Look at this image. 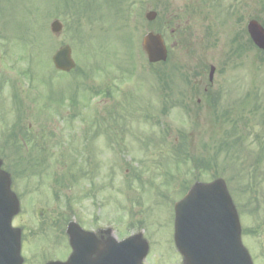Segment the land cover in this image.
I'll list each match as a JSON object with an SVG mask.
<instances>
[{
    "label": "rangeland",
    "instance_id": "374dc122",
    "mask_svg": "<svg viewBox=\"0 0 264 264\" xmlns=\"http://www.w3.org/2000/svg\"><path fill=\"white\" fill-rule=\"evenodd\" d=\"M203 1L204 17L202 0H0V157L20 199L14 224L24 221L35 235L46 222L39 235L51 247L56 228L48 223L71 211L84 227L108 226L117 239L142 231L145 264H181L173 203L193 182L220 177L243 245L253 264H264V53L251 46L228 56L241 31L239 43L249 46V18L264 24V0ZM150 9L158 16L147 22ZM53 19L62 23L58 35L49 29ZM177 24L180 34L171 35ZM148 31L160 33L170 50L165 64H148L141 47ZM187 32V50L172 45ZM64 44L76 63L68 74L51 62ZM203 63L216 68L212 107L202 88L194 94L184 80L197 82L192 74ZM190 92L187 111L166 98ZM17 114L19 127L43 134V151L2 149ZM26 157L43 163L41 170L25 167ZM54 243L47 253L56 258L66 247L60 236ZM31 247L25 264H42L39 247Z\"/></svg>",
    "mask_w": 264,
    "mask_h": 264
},
{
    "label": "water",
    "instance_id": "95a60500",
    "mask_svg": "<svg viewBox=\"0 0 264 264\" xmlns=\"http://www.w3.org/2000/svg\"><path fill=\"white\" fill-rule=\"evenodd\" d=\"M155 16L153 11L145 14L149 21ZM50 27L52 32L59 33L62 26L54 20ZM247 31L254 44L264 50V29L251 20L247 24ZM142 45L150 62L166 59V49L160 35L146 33ZM52 61L55 68L62 71H70L75 66L68 46L57 49ZM212 73L213 68L210 78ZM9 186L7 174L0 170V264H20L19 231L10 226L12 216L18 211V203ZM71 233L75 237L74 231ZM239 235L238 218L221 180L195 184L175 204L174 238L177 249L183 255V264H251ZM112 243L114 240L109 238L108 246ZM124 243L109 248L111 250L105 264H140L146 252L145 243L137 236Z\"/></svg>",
    "mask_w": 264,
    "mask_h": 264
},
{
    "label": "flooded vegetation",
    "instance_id": "af4514ba",
    "mask_svg": "<svg viewBox=\"0 0 264 264\" xmlns=\"http://www.w3.org/2000/svg\"><path fill=\"white\" fill-rule=\"evenodd\" d=\"M204 4V3H203ZM179 20V19H178ZM168 23V21H164L163 22V24H167ZM181 27V25L180 24H177L176 25V29H179ZM174 34V31H171V35H173ZM242 35V31H241V33H240V36ZM173 45H179V47H181L182 48V46L183 45H185V43L183 42V36H181V35H179V37H178V39L176 40V41H174L173 42ZM187 50V49H186ZM207 66V68H210V65H203V68H201V75H204L205 74V67ZM195 79H197V77H194ZM192 85V87H191V89H194L193 91L196 93V91L198 92V91H200V88H202V92H204V93H206L207 91H208V88H207V86H206V84L203 82V79H202V77L200 76V79L199 80H197V82H195L194 81V83H192L191 84ZM194 93V94H195ZM190 95V98H191V96H193V95H191V94H189ZM187 102L189 101V102H191L192 100H190V99H187L186 100ZM197 101V104L200 102V100L199 99H197L196 100ZM59 236L60 237H62L63 238V240H64V244H66V246L67 247H69V245H68V238L66 237V235H65V232L64 233H61V232H59ZM99 237H101V242H103V240L105 239V237H106V235H104V234H98V238Z\"/></svg>",
    "mask_w": 264,
    "mask_h": 264
}]
</instances>
